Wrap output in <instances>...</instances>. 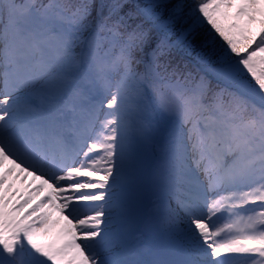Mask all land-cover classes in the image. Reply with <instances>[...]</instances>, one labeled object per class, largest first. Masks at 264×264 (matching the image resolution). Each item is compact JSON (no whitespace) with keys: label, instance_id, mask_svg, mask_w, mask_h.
I'll list each match as a JSON object with an SVG mask.
<instances>
[{"label":"snow or ice","instance_id":"1","mask_svg":"<svg viewBox=\"0 0 264 264\" xmlns=\"http://www.w3.org/2000/svg\"><path fill=\"white\" fill-rule=\"evenodd\" d=\"M0 169V264H264V0H0Z\"/></svg>","mask_w":264,"mask_h":264},{"label":"rangeland","instance_id":"2","mask_svg":"<svg viewBox=\"0 0 264 264\" xmlns=\"http://www.w3.org/2000/svg\"><path fill=\"white\" fill-rule=\"evenodd\" d=\"M259 27H260V25H259V23H257L256 25L253 26V30L256 31L259 29ZM146 160H147V162H145L144 167H147V165L150 162V161H148V159H145L144 161H146ZM0 171H3V170L0 169ZM10 182H14V187L12 189V192L9 193V196L12 198L13 204L23 203V201L25 199H28L29 195L33 193L34 189L39 186V182L32 184V177H28L27 181H24L22 179L21 180H15L13 177V178H11ZM30 184L32 185L31 187H29ZM46 195H47L46 192L36 194L31 205H26L25 210H24L25 214H27V212H30L32 210V208H34L37 203L44 200L46 198ZM153 200H154V197H151L147 191L142 192L141 194H139L134 199V202H133L134 203V211H143L147 205L150 206V202ZM149 209H151V207ZM48 210H49L48 208H45L43 211H48ZM39 215H42V211L38 210V212L36 213V216H39ZM65 215H67V212H65ZM36 216H33L32 218L35 219ZM51 220L52 221L59 220L60 223L50 224L49 225L50 233L47 237H43V239H45V240L48 239L50 242H52L53 239H55L56 241H59V233L63 229L66 222L63 221L61 219L60 214L55 212V211H52ZM150 225H151V222H150ZM149 230H150L149 234H151V236H153L151 229H149ZM53 235H55V237ZM57 235H58V238H56ZM143 242H142L143 248H142L140 255L143 259L150 260L158 252V249L156 247V243H154L153 241L149 242L148 240L143 241Z\"/></svg>","mask_w":264,"mask_h":264},{"label":"trees","instance_id":"3","mask_svg":"<svg viewBox=\"0 0 264 264\" xmlns=\"http://www.w3.org/2000/svg\"><path fill=\"white\" fill-rule=\"evenodd\" d=\"M204 51H206L209 56H211L212 58H214V54H213V48L209 47L208 49H204ZM148 161H150V158L148 159ZM146 161H143V165H145ZM150 163V162H149ZM150 207H152V201L150 202V206H146V208L143 211H135L136 213V218H137V231L135 233L136 236L139 237L140 241L143 242L142 240V236H141V230L145 231V233L149 234L150 230L152 228V224L150 225V216H149V212H150ZM151 236V234H149ZM55 237V235H53ZM58 238V235L57 237ZM151 239L154 240L153 236H151ZM48 242H50L48 239L46 240ZM52 242L58 243L59 241H56L55 239H53Z\"/></svg>","mask_w":264,"mask_h":264}]
</instances>
